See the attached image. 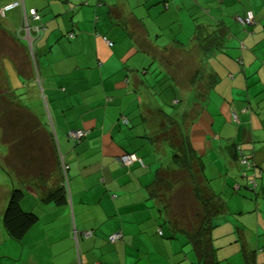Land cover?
<instances>
[{
  "label": "crops",
  "instance_id": "crops-1",
  "mask_svg": "<svg viewBox=\"0 0 264 264\" xmlns=\"http://www.w3.org/2000/svg\"><path fill=\"white\" fill-rule=\"evenodd\" d=\"M18 1L46 31L34 65L23 9L7 13L11 25L0 17V172L10 175L0 179V264H203L155 195L172 163L161 138L170 129L219 200L214 262L264 264V0H0V10ZM248 11L254 24L243 27ZM3 98L38 127L3 121ZM73 130L88 135L73 141ZM51 149L67 167L61 205L43 201L63 184ZM125 154L144 166H121ZM14 187L38 217L21 242L2 225ZM115 233L122 240L109 242Z\"/></svg>",
  "mask_w": 264,
  "mask_h": 264
},
{
  "label": "trees",
  "instance_id": "trees-1",
  "mask_svg": "<svg viewBox=\"0 0 264 264\" xmlns=\"http://www.w3.org/2000/svg\"><path fill=\"white\" fill-rule=\"evenodd\" d=\"M1 109L2 112L7 110L5 112L6 115L2 118L3 121L7 116H10L11 118V115L15 116L16 114H14V112L11 113L13 111V108L11 107V104L6 102L4 98L1 101ZM16 112V117H18V122H20L22 127H38L37 120L32 115L27 113V111L18 108ZM181 137L182 139L174 135V139H171L173 141L169 144V146L172 150L171 160L173 164L171 163L170 165H168V167L159 170V172L157 173L155 195H157L159 190H165L166 192L173 190V188H171L170 186H172L171 182L173 180H176L180 177V174H178L179 172H177L178 170H182V173L184 174L191 173L193 167L196 166V169L199 172L198 175L200 177L198 181H200L203 185V190L199 191V188L197 190L195 189L193 192V190L189 187H182L179 192H175L174 195L170 198L167 206H163L169 218V221L173 222L175 226L183 227V230L188 236L190 243L193 244L198 260L203 261V264H216L213 258V251L209 244V235L211 230L214 229L215 220L220 215L221 207L219 205L218 198L212 194L207 185L204 183L202 174L203 164L201 158L195 155L186 136L181 135ZM46 142L49 145V141L46 140ZM175 142L176 144H178L175 145ZM52 153L55 156V163L57 167L61 170L63 184L61 187L55 190L48 191L45 194L43 201L45 203H55L61 205L66 203L67 199V189L64 183L65 174L62 170L60 154L57 152V150L56 152L55 150H52ZM234 156L240 161V163L243 159L247 160V162L249 163V167H251L250 158L243 151H241L240 147H234ZM175 169L177 170L174 171ZM169 172H174V174L170 176L169 174H167ZM254 186L255 184L253 183V187ZM205 194L207 196H204ZM23 197V191L14 187L11 190L8 203L2 218L4 231L9 236V238L15 242H21L28 231H30V229L38 221L37 215L31 212H25L22 209L21 202ZM197 203L199 205H197ZM195 205H197V207L199 206L197 210H194ZM200 206L202 207L201 212L199 210ZM197 220L198 222H196ZM122 237L120 240H122Z\"/></svg>",
  "mask_w": 264,
  "mask_h": 264
},
{
  "label": "built area",
  "instance_id": "built-area-1",
  "mask_svg": "<svg viewBox=\"0 0 264 264\" xmlns=\"http://www.w3.org/2000/svg\"><path fill=\"white\" fill-rule=\"evenodd\" d=\"M18 8L23 9V15H22L23 24H22L21 30L24 31L26 34V41L28 43L29 56L32 59L33 63L35 64L33 41L35 38H40L41 36H43L46 31V28L41 23V17L39 16L38 12L35 9L26 10L21 1L11 3L3 7L0 10V17L5 18L7 13L15 9H18ZM237 21L243 27H250L254 24V15L251 11H248L246 12L244 17H238ZM232 120L233 122H238V117L236 114H232ZM87 135H88V132L85 130H73L68 133L69 139L73 141H78V142L86 138ZM61 162H62V170L66 176L67 167L64 166L62 159H61ZM118 162L121 166L126 167V168H130L134 164H139L141 166H144L143 161L139 157H137L135 154L122 155L118 159ZM241 163L249 167V163L247 162V160L243 159L241 160ZM90 236H91V232L85 233V237H90ZM121 237H122L121 233H115L109 237V241L116 242L120 240Z\"/></svg>",
  "mask_w": 264,
  "mask_h": 264
},
{
  "label": "rangeland",
  "instance_id": "rangeland-1",
  "mask_svg": "<svg viewBox=\"0 0 264 264\" xmlns=\"http://www.w3.org/2000/svg\"><path fill=\"white\" fill-rule=\"evenodd\" d=\"M7 15H8V17H7V21L5 22V24L6 25H11L12 23H14V21L10 17V14H7ZM158 73L156 75L157 78H161V75L158 74ZM19 105H21V104H19ZM175 134L176 133L175 132H172V130L170 129V130H167L165 133H163V135H161V138L164 139V140H166V142L171 143L173 141L171 139H174V135ZM175 136H177V135H175ZM1 139H3V137ZM177 144L175 142V145H177ZM176 148H177V146H176ZM176 170L177 169H175L174 171H176ZM177 172H179L178 174H180V177L177 178L176 180H173L171 182L172 186H170V187L173 188V190L172 191H168V192H166L165 190H159L158 193H157L158 198L161 200V202L163 203L164 206H167L168 201H170V198L174 195L175 192H179V190L182 187H189V188H191L193 190V192H194L195 189L197 190L199 188H200L199 191H202L203 190L202 189L203 188V185L201 184L200 181H198L200 177L198 175L199 172L196 169V166L193 167L191 173H185L184 174V173H182V170H178ZM167 174H169L171 176L172 174H174V172H169ZM2 178H7V182L10 183V175L8 174L7 171L1 169L0 179H2ZM204 196H207V195L205 194ZM185 198H186V196H185ZM197 205H199V204L197 203ZM197 205H195L194 210L195 209L197 210V208H199V206L197 207ZM191 210H193V209H191ZM199 210L201 212V210H202V207L201 206H200V209ZM196 222H198V220Z\"/></svg>",
  "mask_w": 264,
  "mask_h": 264
},
{
  "label": "bare ground",
  "instance_id": "bare-ground-1",
  "mask_svg": "<svg viewBox=\"0 0 264 264\" xmlns=\"http://www.w3.org/2000/svg\"><path fill=\"white\" fill-rule=\"evenodd\" d=\"M27 51V50H26ZM4 56V55H3Z\"/></svg>",
  "mask_w": 264,
  "mask_h": 264
}]
</instances>
